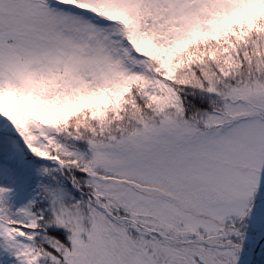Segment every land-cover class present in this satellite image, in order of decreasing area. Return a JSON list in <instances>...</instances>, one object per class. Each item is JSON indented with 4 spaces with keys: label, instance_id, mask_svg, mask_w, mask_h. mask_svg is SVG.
<instances>
[{
    "label": "snow or ice",
    "instance_id": "1",
    "mask_svg": "<svg viewBox=\"0 0 264 264\" xmlns=\"http://www.w3.org/2000/svg\"><path fill=\"white\" fill-rule=\"evenodd\" d=\"M0 150L9 264H264V0H0Z\"/></svg>",
    "mask_w": 264,
    "mask_h": 264
},
{
    "label": "rangeland",
    "instance_id": "2",
    "mask_svg": "<svg viewBox=\"0 0 264 264\" xmlns=\"http://www.w3.org/2000/svg\"><path fill=\"white\" fill-rule=\"evenodd\" d=\"M19 155L22 163H10L6 152L0 150V165L8 173L7 178L0 181V188L10 190L6 203L13 211L38 197L40 183L38 169L47 166L46 162L36 163L35 158L26 153V150ZM0 264H9V258L0 255Z\"/></svg>",
    "mask_w": 264,
    "mask_h": 264
},
{
    "label": "bare ground",
    "instance_id": "3",
    "mask_svg": "<svg viewBox=\"0 0 264 264\" xmlns=\"http://www.w3.org/2000/svg\"><path fill=\"white\" fill-rule=\"evenodd\" d=\"M6 172L7 171L5 170V168L2 165H0V181L2 179H6L7 178L8 173H6Z\"/></svg>",
    "mask_w": 264,
    "mask_h": 264
}]
</instances>
